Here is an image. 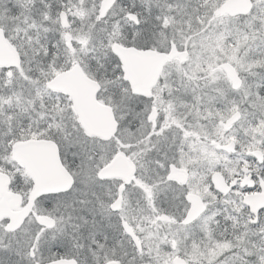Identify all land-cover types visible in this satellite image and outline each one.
I'll return each mask as SVG.
<instances>
[{
    "label": "snow or ice",
    "instance_id": "1",
    "mask_svg": "<svg viewBox=\"0 0 264 264\" xmlns=\"http://www.w3.org/2000/svg\"><path fill=\"white\" fill-rule=\"evenodd\" d=\"M224 4L0 0V264H264V0Z\"/></svg>",
    "mask_w": 264,
    "mask_h": 264
},
{
    "label": "water",
    "instance_id": "2",
    "mask_svg": "<svg viewBox=\"0 0 264 264\" xmlns=\"http://www.w3.org/2000/svg\"><path fill=\"white\" fill-rule=\"evenodd\" d=\"M246 0H230L224 4L222 8L223 12L229 13L230 15L236 14L240 11H243ZM17 59L16 51L13 47L8 44L0 43V62H15ZM129 63L132 67L133 72L138 78H146L153 71V61L146 58L140 57H130ZM89 117L91 119H96V114L89 112ZM35 152V151H34ZM44 163V166H41V163ZM36 169L44 176L51 177L50 175L54 174L53 170L49 164L48 156H44L43 159H38L37 164L32 163ZM247 199L252 200L258 203H264V196H248ZM1 211V207H0ZM2 212V211H1Z\"/></svg>",
    "mask_w": 264,
    "mask_h": 264
},
{
    "label": "flooded vegetation",
    "instance_id": "3",
    "mask_svg": "<svg viewBox=\"0 0 264 264\" xmlns=\"http://www.w3.org/2000/svg\"><path fill=\"white\" fill-rule=\"evenodd\" d=\"M228 1H230V0H225V3ZM219 14L230 15L229 13L223 12L222 8L220 9ZM44 156H47V155L41 151H35V152L28 153L27 159L31 163L37 164L38 159H43ZM41 166H44L43 162L41 163ZM50 176L51 177H49V178H54V174H52ZM16 196H17V194L12 192L11 190L7 189L6 185L0 186V207H1L2 212L7 211V210H15L16 209V207H17ZM251 196H262V194L252 193Z\"/></svg>",
    "mask_w": 264,
    "mask_h": 264
}]
</instances>
